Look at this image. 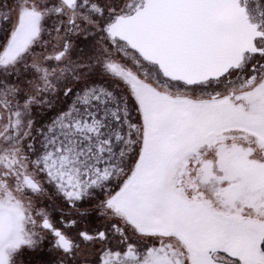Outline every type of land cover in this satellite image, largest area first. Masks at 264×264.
<instances>
[{
  "label": "snow or ice",
  "instance_id": "obj_1",
  "mask_svg": "<svg viewBox=\"0 0 264 264\" xmlns=\"http://www.w3.org/2000/svg\"><path fill=\"white\" fill-rule=\"evenodd\" d=\"M0 264H264V0H0Z\"/></svg>",
  "mask_w": 264,
  "mask_h": 264
}]
</instances>
